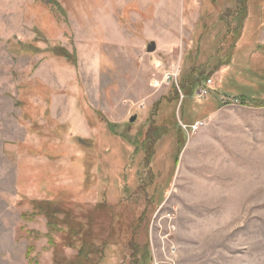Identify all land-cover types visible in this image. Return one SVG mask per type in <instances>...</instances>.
<instances>
[{
    "label": "rangeland",
    "instance_id": "374dc122",
    "mask_svg": "<svg viewBox=\"0 0 264 264\" xmlns=\"http://www.w3.org/2000/svg\"><path fill=\"white\" fill-rule=\"evenodd\" d=\"M58 1L0 0V264H264V0Z\"/></svg>",
    "mask_w": 264,
    "mask_h": 264
},
{
    "label": "trees",
    "instance_id": "16d2710c",
    "mask_svg": "<svg viewBox=\"0 0 264 264\" xmlns=\"http://www.w3.org/2000/svg\"><path fill=\"white\" fill-rule=\"evenodd\" d=\"M42 3H45L47 4L48 6H50L51 8H53L56 12L60 13L61 15H66V10L64 9V7L61 5V3L58 1V0H41ZM238 4H239V7L237 8V10L233 13V21L234 22H237L236 24V27L235 28H232L231 24L229 23V21H227V30H226V33H225V37H224V40L227 44V40H229L231 43L229 45V50H231L233 52V47L235 45V42H236V39L239 37V33H240V30L242 29L243 25H242V22H244L245 18L247 17V14H248V3H249V0H235ZM224 43V41H223ZM64 56H66L69 60H71V62L73 64H76V54H75V51H73L72 53L69 51V50H65L64 52ZM221 61H219L216 65H214L211 69V72H214L216 71L217 69H219L220 67V64ZM208 78L204 77L203 78V72L202 71H193V69H191V72L190 74L188 75V77L186 79H181V81L178 82V85L180 86V88L182 89L181 91L183 92V95L184 97L182 98V102H181V106H180V109L181 107L183 106V102H184V99L185 98H188L186 97L187 95H190V94H193L192 92L201 84H203ZM174 98L176 99L177 103L179 102V99H180V95L178 93V90L175 89V96ZM256 106H264V101H260L259 103L256 104ZM107 125L110 129L111 132L115 133V126L111 123V122H107ZM175 125L176 127L179 128V130H183L181 125L179 124L178 120H176L175 122ZM165 133V131H163V134ZM156 138H154V135L150 132V129L146 132V134L144 135L143 137V140H141L140 142V138H137L135 140V142L133 143L136 147L139 148H143L142 150H144V152L146 153V161L148 160L147 163H149L151 161V159L153 158V155H154V151H153V143H155V140ZM138 140V142H137ZM184 140H186V135L184 134ZM183 144H181L180 148H182ZM179 148V150H180ZM177 160H178V156L176 157V163H177ZM90 172V170H89ZM152 181L150 183H145L143 184V186H146L148 184H151ZM46 213V211H45ZM44 213V214H45ZM45 215H49V218L51 219L53 214H45ZM64 220V219H62ZM60 222V220H58L56 223H52L51 221V229L53 230H56L58 229L56 227V224ZM84 226V224H82ZM59 230L60 231H63L64 229L60 228L59 227ZM84 230V232L86 231L84 228L82 229ZM68 232L66 233H69V229H67ZM64 236H65V233H64ZM66 237V236H65ZM77 237V233L74 234L72 237H71V240L67 242L66 238L63 239L65 245H69L73 248H78V255L80 256H83L85 253H86V244H84L83 246H81L79 244V247L76 246V239Z\"/></svg>",
    "mask_w": 264,
    "mask_h": 264
},
{
    "label": "built area",
    "instance_id": "2783aa9c",
    "mask_svg": "<svg viewBox=\"0 0 264 264\" xmlns=\"http://www.w3.org/2000/svg\"><path fill=\"white\" fill-rule=\"evenodd\" d=\"M210 84H211V80L208 79L206 84H204L200 87V90L198 92L199 97H205L206 95H208L209 89H210Z\"/></svg>",
    "mask_w": 264,
    "mask_h": 264
},
{
    "label": "water",
    "instance_id": "95a60500",
    "mask_svg": "<svg viewBox=\"0 0 264 264\" xmlns=\"http://www.w3.org/2000/svg\"><path fill=\"white\" fill-rule=\"evenodd\" d=\"M148 52H153L156 50V43L154 41H151L150 44L147 46ZM135 117L131 118V121H133Z\"/></svg>",
    "mask_w": 264,
    "mask_h": 264
}]
</instances>
